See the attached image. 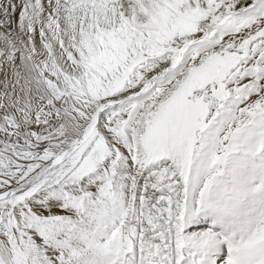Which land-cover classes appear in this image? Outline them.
I'll list each match as a JSON object with an SVG mask.
<instances>
[{"label": "bare ground", "instance_id": "1", "mask_svg": "<svg viewBox=\"0 0 264 264\" xmlns=\"http://www.w3.org/2000/svg\"><path fill=\"white\" fill-rule=\"evenodd\" d=\"M257 1L0 0V149L10 153L14 123L26 128L28 139L40 132L44 117L36 115L45 104L38 99L55 82L69 99L86 95L81 112L98 122L81 128L62 162L93 126L110 150L104 183L92 171L95 157L86 160L92 175L83 181L82 166L66 175L58 165L54 176H44L50 162L41 169L35 162L48 150L44 141H28L30 154L29 148L18 157L12 153L17 169L0 160V264H227V250L234 252L232 264H264V244L249 240L256 233L264 238V115L227 139L230 127L212 128L201 158L191 161L198 130L192 91L206 82L210 68L233 64L236 57L205 63L197 79L182 71L187 54L202 41L197 64L222 53L225 45L216 43L222 30L217 39L204 34L216 22L226 25V17H244ZM174 24L187 36L176 39ZM144 65L149 72L136 81ZM106 68L111 74L103 82L98 74ZM227 68L221 66L217 76ZM150 96L158 113L140 110ZM130 105L131 114L124 116ZM117 113L129 148L106 131V120ZM86 114L78 118L81 125ZM222 137L225 153L214 163ZM94 152H100L98 144ZM69 178L77 189L67 186ZM248 242L249 256L242 251Z\"/></svg>", "mask_w": 264, "mask_h": 264}, {"label": "rangeland", "instance_id": "2", "mask_svg": "<svg viewBox=\"0 0 264 264\" xmlns=\"http://www.w3.org/2000/svg\"><path fill=\"white\" fill-rule=\"evenodd\" d=\"M262 2L263 1L258 0L254 7L255 9H250V12H247L244 17H226V25H222L221 22H216L217 26L215 28H211L212 32L209 35L207 33L204 34V37L206 36L205 39H207L211 36L215 37L222 30L218 39L217 37H215L217 39V45H225V49L222 53H214L208 58H206L204 61L199 60V64H197L196 55L198 53L201 54L200 51H204L201 49H205L203 48V46L207 41H202L198 43V45L195 47H189L190 49L192 47L194 48L191 49L190 52L188 51L189 54L187 55H189L190 57L189 62L187 63V65H184L182 67V71L184 70L183 72L186 76H190V74H195V79H197L202 73L205 74V71L200 69L204 66L205 63L214 59L223 58L225 56L227 59H229V57L232 58V56L233 58L236 57V62H234L233 64L229 61L220 66H214L213 68H210L209 72H207L206 82L204 84L202 82L199 87H196L192 91L190 99L192 100L193 111H197L195 120L198 130L197 134L195 133L194 135L196 139L194 138L193 146L190 150L191 161H193L194 159L198 160L201 158L204 147L203 144L206 143L207 137L212 128H216L219 126L220 128H224L225 126L227 128L230 127L227 131V139L228 135H231L230 131L233 130L232 132H234L235 128L239 129L245 122L246 127L243 126V128H249L252 125L254 118L257 117L258 119L264 115V60H261V58H264V4H262ZM147 27H149V25H147ZM224 27L226 29H230L231 32H229V30H224ZM149 32L152 33L151 30ZM172 32L176 39H181L187 36L186 33L175 24L172 27ZM231 35H234V38H236L235 41L228 38V36ZM150 41V39L145 40L144 43ZM187 55L185 54V56ZM175 56L176 54L172 56L173 60L175 59ZM181 57L182 56L179 57L178 62H181ZM259 59L262 62H260ZM125 61L126 58H122L121 64H123ZM149 61H151V59H149ZM218 63L220 64V62ZM217 64L214 63L213 65ZM221 66L222 68H225L226 66L228 68L226 69L225 73H223L219 77L217 75L220 74ZM141 67V70H138L139 72L137 73V75H135L136 81L139 82L144 81L142 71L146 68L145 65ZM109 71L110 69L107 68L106 70L104 69L103 71H99L98 75L103 82L108 81L107 77L109 76V74H111L109 73ZM145 71L146 73H148L149 68ZM73 81H76L75 78H73ZM61 91V87L54 82V84L48 85L43 96L38 99L39 101L45 104V109L42 115L39 112L36 116H43L44 123L43 128L40 129V132H37V134L32 135V137H30V139L32 138L31 140L28 139V137L26 136L25 127L18 128L16 126V123H14V125H10L13 126L10 128L11 135L13 137V139L11 138L9 140V144H11L10 153L0 149V160L6 164L8 169H17L19 168V166L14 163V160L16 158L12 153L15 152L16 157H18L17 155L21 153V149H24L25 152L29 148L25 152V154H30L32 151V146L28 145V141H32V145H39L41 143L46 142L47 145L49 144V146L46 147V149L48 148V150L41 152L39 156L35 159V162L37 163V165L39 164L38 166H40V169L43 164H47L53 159L58 158V162L49 166V171H45L43 173L44 176L49 175V178L54 176L56 174L54 171L58 170V167L60 166V169L63 168V170L67 172L66 175L71 173L77 167L82 166L83 169L84 167H87L84 170L82 169L83 171L78 176V179L80 181H83L85 179H88L92 175V167L91 165H85L86 160L92 163L93 158L91 159V157H95L97 162L96 166L94 167V170L92 171L96 176L99 175L101 177H97V180L100 183L107 182L108 180H106V178L108 176V170L105 165L106 162L109 161L108 156L110 150L106 145L105 137H102L99 133L96 132L93 134V130L95 129L94 126L89 128L88 137L85 139V141L79 146L77 145L78 148H76L69 155L67 154L69 157L65 162H62V160L66 158L64 157L65 153L70 152L73 148L72 141L77 135V133L80 132L81 128L88 127L93 122L95 123L94 125H96L98 122L97 120H95V117L92 113L89 115L85 113L86 117L83 118V124L81 125V122L78 121V118L79 116H83L85 114L81 112L80 104H85L86 102H88V97H86V95H82L78 98L73 96L72 99H69L66 96L67 94L62 93ZM70 95H72V93ZM151 97L153 96L149 97V102L147 104H143H146L145 106H140V110L146 108L147 112H151L153 114L158 113L159 110H156V105L153 106L152 103L155 99ZM57 100L59 101V103L56 106L54 103ZM132 107L133 105H130L126 107V109H124V116H128L131 114ZM238 108H241L242 110H239L236 113V110ZM58 110H61V112ZM120 115L121 114L117 113L116 115H112L111 118H108L106 120L105 128L106 131H112V138L115 141L117 140L116 142H120V144L123 145L124 148H129L130 143L127 137L125 136V129L122 127L125 122L121 121L122 119H120ZM234 116L237 118H241H239V120L236 119L235 122H233V126L231 122L232 120L234 121ZM54 120L56 121V124L52 126ZM39 124L40 120L37 121L36 125L38 126ZM116 128H119V130H116ZM1 132L4 136L7 134L5 132V129H3ZM224 140L225 139H223V137L222 139L218 140V144L221 145L222 143L223 146L221 145V149L213 152V155L214 153L216 154L214 163H216V158L220 159L225 153L224 144L226 143V140ZM96 144L99 145V153L94 152V146ZM220 145L218 146L220 147ZM61 154L64 155L60 157ZM115 160L116 166L118 165L119 161L117 159ZM68 165L69 167L66 168ZM210 166H213L212 163L210 164ZM38 169H33L30 172V175L35 173ZM42 178L39 177L38 179ZM35 182L36 181L33 182V185ZM67 182V186L69 188L77 189L76 181L73 178L67 179ZM58 188L61 189L60 186H58ZM3 209V206L0 207V214L2 212L1 210ZM75 212L78 211L75 210ZM29 216L36 225H41V220L39 219V217L35 216L34 214H30Z\"/></svg>", "mask_w": 264, "mask_h": 264}]
</instances>
